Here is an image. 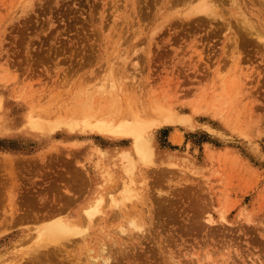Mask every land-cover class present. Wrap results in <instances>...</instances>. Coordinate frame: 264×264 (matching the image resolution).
<instances>
[{"label": "rangeland", "instance_id": "obj_1", "mask_svg": "<svg viewBox=\"0 0 264 264\" xmlns=\"http://www.w3.org/2000/svg\"><path fill=\"white\" fill-rule=\"evenodd\" d=\"M204 1L0 0V264H264V0ZM128 108L143 161L99 126Z\"/></svg>", "mask_w": 264, "mask_h": 264}, {"label": "bare ground", "instance_id": "obj_2", "mask_svg": "<svg viewBox=\"0 0 264 264\" xmlns=\"http://www.w3.org/2000/svg\"><path fill=\"white\" fill-rule=\"evenodd\" d=\"M204 1V0H203ZM205 2V1H204ZM207 2V1H206ZM203 3V2H202ZM207 4V3H206ZM209 5V4H208ZM212 7H207L206 8V6L205 5H203V4H201V5H197V6H193L192 8H190V11H189V13H188V15L190 16L191 14H196V13H201V12H206L207 14H209V9H211ZM240 9H241V7H239ZM214 9V8H213ZM216 9V8H215ZM212 10V9H211ZM242 10V9H241ZM230 11V10H229ZM210 12H212V11H210ZM217 12V11H216ZM241 13H243V12H241ZM210 14H212V15H214L213 14V12L212 13H210ZM217 14V13H216ZM187 15V16H188ZM244 15V14H243ZM209 16H211V15H209ZM207 18V17H206ZM209 20V19H208ZM239 23V22H238ZM230 50V49H229ZM119 79V78H118ZM230 79H232V77L230 78ZM233 80V79H232ZM236 80V79H235ZM121 81V80H120ZM222 81V80H221ZM234 81H232L231 83H233ZM237 82V81H236ZM107 83V82H106ZM230 83V82H229ZM104 85V84H103ZM111 85V84H110ZM90 87V86H89ZM87 89H88V87H86ZM91 89V88H90ZM90 89H88V92H89V90ZM102 89V88H101ZM126 89V88H125ZM212 89V88H211ZM92 90V89H91ZM103 90V89H102ZM108 90V89H107ZM84 91H87V90H84ZM84 91H82L81 92V94H86V92L85 93H83ZM217 91V90H216ZM93 92L95 93L96 91H94L93 90ZM109 92V91H108ZM90 93H92V92H90ZM94 93H92V94H94ZM110 94H111V91L109 92ZM91 94V95H92ZM101 94H103V93H101ZM114 94V93H113ZM128 94V93H127ZM84 95H82V96H84ZM87 95V94H86ZM202 95V94H201ZM219 96V95H218ZM87 98H91V99H93L91 96H90V94H89V97L88 96H86ZM115 97V96H114ZM114 97H112V100L113 101H116L115 100V98ZM200 97H202V96H200ZM216 97V96H215ZM132 98V97H131ZM89 100V99H88ZM138 100V99H137ZM91 101V100H90ZM112 101V102H113ZM125 101H127V100H125ZM41 102V101H40ZM92 102V101H91ZM128 103V102H127ZM130 103V102H129ZM85 104V103H84ZM83 104V105H84ZM88 104H89V102H88ZM140 104H141V102H140ZM90 105V104H89ZM110 105V104H109ZM132 105V104H131ZM144 105V104H143ZM147 105V104H146ZM111 106V105H110ZM109 106V107H110ZM140 106V105H139ZM148 106V105H147ZM207 106V105H206ZM90 107V106H89ZM88 107V108H89ZM132 107V106H131ZM208 107V106H207ZM240 107V106H239ZM82 108V107H81ZM133 108V107H132ZM132 108H128L129 110H128V112H126V114H125V116H124V118H123V120H121V122L120 123H115L113 120H114V117L113 118H111L110 117V119H106V118H103L102 117V119L100 118V120H98L99 122H100V124H99V126L100 127H103L104 129H106L107 131H109V132H111V133H115V134H119V135H121V136H125V137H129V139H130V137H132L131 138V140H132V150H133V152L139 157V159H141L142 161L147 157V154L148 153H151L152 152V146L150 145V140H149V138L146 136V134H147V131H148V128H149V124L140 116V113L138 112V111H136V110H133ZM140 108H141V106H140ZM204 108H205V106H204ZM144 109V108H143ZM207 109V108H206ZM113 110H114V105H113ZM116 110H118V109H116ZM116 110H114V111H116ZM142 110V109H141ZM232 110H233V108H232ZM231 110V111H232ZM119 111V110H118ZM143 111V110H142ZM80 111H78V113H79ZM239 112V111H238ZM82 113H84V112H82ZM114 112H112L111 114H113ZM111 114H110V116H111ZM236 114V113H235ZM81 115V114H80ZM240 115V114H239ZM87 116V115H86ZM142 116H144V115H142ZM146 116V115H145ZM237 116V115H236ZM241 116V115H240ZM74 117V116H73ZM81 117V116H80ZM105 117H107V116H105ZM78 118V117H77ZM81 118H84V117H81ZM93 118V117H92ZM95 118V117H94ZM108 118V117H107ZM116 118V117H115ZM234 118V117H233ZM236 118V117H235ZM86 119H88V118H86ZM159 119V118H158ZM94 120V119H93ZM241 120V119H240ZM95 121H97V120H95ZM150 121V120H149ZM160 122V121H159ZM158 122V123H159ZM241 122H242V120H241ZM123 157H124V159L126 160V173L127 174H129V173H132L133 172V170H134V168H135V166L133 165V155H132V153H131V150H129V151H125L124 153H123V155H122ZM128 166V167H127ZM13 168V167H12ZM12 171V170H11ZM126 180V179H125ZM130 183V182H129ZM5 185V184H4ZM124 188H125V195H124V197L126 198V199H129V198H131L132 196H133V190L130 188V186L128 185V184H126L125 186H124ZM121 189V188H120ZM109 192V191H108ZM111 198H112V195H111ZM112 201V204H117V202H116V199L115 198H112L111 199ZM102 199L101 198H99V199H96L94 202H92V205L88 208V209H86L85 210V212L83 211V213H84V216L86 217V220L85 221H87V219H89L90 221H95V216L97 215V214H100V213H102V208H101V205H102ZM117 201H119V200H117ZM118 205V204H117ZM116 205V206H117ZM119 206H120V204H119ZM102 207H104V206H102ZM121 207V206H120ZM117 209H118V206L116 207ZM122 208L124 209V204H122ZM116 209V215L118 214V215H120V217L122 216L123 218H124V216L123 215H121L120 214V212L121 211H119L118 212V210ZM119 209H121V208H119ZM128 209H129V207H128ZM130 210V209H129ZM128 210L127 209H125V212L126 213H131V212H127ZM135 212V211H134ZM114 213V212H113ZM122 213V212H121ZM134 214V213H133ZM114 215V214H113ZM130 215V217H134L133 219H127L126 218V220H129L128 221V225H130L132 228H134V229H138L137 231H140L141 229H142V227H141V224H140V221H139V219H138V215L137 216H132V214H129ZM98 217V216H97ZM121 217V218H122ZM128 217V216H127ZM137 217V219H135ZM141 217V216H140ZM125 219V218H124ZM123 219V220H124ZM122 220V219H121ZM125 220V221H126ZM89 221V222H90ZM125 221H123V222H125ZM142 222V221H141ZM122 223V222H121ZM126 224H127V222H126ZM88 225V221L86 222V226ZM118 225V224H117ZM126 227V225H124V223H123V225H122V227H118L117 228V230L119 231V230H121V231H116V229H115V232H118L119 234H120V232H122L123 234H124V232L126 231L125 229H127V228H125ZM129 227V226H128ZM105 229V228H104ZM108 229V228H107ZM130 229V228H129ZM106 230V229H105ZM113 231H114V229H112ZM143 230V229H142ZM128 231V230H127ZM82 232L84 233V230H83V228H81V226L80 225H78L77 224V222L74 220V221H66V220H52V222L51 223H49L48 225H46V227H45V230H44V232L43 233H41L42 235H44V236H41V234H40V237H45V239L46 240H57L58 241V239H60V238H65V237H68V236H73V237H76L77 235L79 236V235H81L82 236ZM131 232V231H130ZM39 233H40V231H39ZM127 233H129V232H127ZM116 235H117V233H115ZM74 235H76V236H74ZM84 235V234H83ZM101 235V234H100ZM112 235V234H111ZM107 236V233H106V235H105V240H106V238H108V236ZM125 236H126V234H125ZM40 237H38V238H40ZM112 237V236H111ZM115 237V236H114ZM131 237V236H130ZM63 238V239H64ZM81 238V237H80ZM95 238V237H94ZM96 238H97V236H96ZM101 238V237H100ZM71 239V238H70ZM85 239V238H84ZM87 239V238H86ZM111 239V238H110ZM113 239V238H112ZM115 239H117V238H115ZM91 240V239H90ZM90 240H89V242H90ZM98 240V239H97ZM104 240V239H103ZM120 240V239H119ZM56 241V242H57ZM81 241V240H80ZM86 241V240H85ZM108 241V240H107ZM110 241V240H109ZM116 242L118 241V240H115ZM115 241L113 242V244L115 243ZM50 242H52V241H50ZM54 242V241H53ZM79 242V241H78ZM94 242H95V240H94ZM101 242H103V241H101ZM106 242V241H105ZM49 243V242H48ZM84 243V242H83ZM51 244V243H50ZM101 244V243H100ZM108 244H110V243H108L107 242V246H106V244H103L101 247V252H100V255H98L97 257H94V258H92V262H97V260H100L101 261V263L102 264H110V262L112 261L111 260V256L109 255V247L108 246H112V245H108ZM93 245V244H92ZM118 245V244H117ZM122 245V244H121ZM115 246V244L113 245V247ZM51 247V246H50ZM96 247V246H95ZM62 248V247H61ZM88 249V248H87ZM119 249V248H118ZM93 250V249H92ZM92 250H89L88 249V251L90 252V251H92ZM49 251V250H48ZM99 251V250H98ZM86 252V251H85ZM112 252V251H111ZM88 253V252H87ZM125 253V252H124ZM89 254V253H88ZM93 254V253H92ZM95 255V254H94ZM37 259V258H36ZM89 259V258H88ZM113 259V258H112ZM209 259V258H208ZM90 260H91V258H90ZM111 260V261H110ZM119 260V259H118ZM99 262V261H98ZM94 264H96V263H94ZM98 264V263H97Z\"/></svg>", "mask_w": 264, "mask_h": 264}]
</instances>
